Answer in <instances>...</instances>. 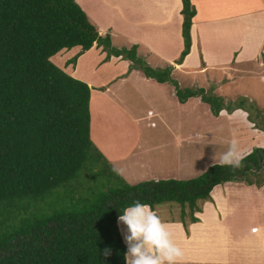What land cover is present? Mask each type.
<instances>
[{
	"label": "trees",
	"instance_id": "obj_1",
	"mask_svg": "<svg viewBox=\"0 0 264 264\" xmlns=\"http://www.w3.org/2000/svg\"><path fill=\"white\" fill-rule=\"evenodd\" d=\"M181 2L184 48L176 64L190 51L196 14L191 0ZM94 44L106 59L125 58L146 78L172 84L179 103L199 98L216 117L224 110L221 98L182 90L170 69L137 59L136 46L113 48L75 0H0V264H125L118 216L133 201L153 211L176 203L181 222L188 209L196 223L198 203L211 200L215 187L264 164V148H255L239 169L214 164L187 180L127 184L90 139L91 88L50 60L78 47L75 63ZM106 248L111 255H103Z\"/></svg>",
	"mask_w": 264,
	"mask_h": 264
},
{
	"label": "crops",
	"instance_id": "obj_2",
	"mask_svg": "<svg viewBox=\"0 0 264 264\" xmlns=\"http://www.w3.org/2000/svg\"><path fill=\"white\" fill-rule=\"evenodd\" d=\"M75 1L85 12L89 21L96 27L100 36L104 37L110 35L111 46L113 48L120 50L122 48L128 49L132 46H136L137 54L141 56L142 59L145 60L146 65L152 69H169L170 66H173L174 68L172 70L170 69V77L176 73L178 74L180 71L184 72H180L181 74L189 77L195 74L203 75L210 70L218 71L222 76L226 77L225 79L227 81H231L233 77L230 76V73L236 71L237 65H242L241 63H246L248 60L247 56L241 54L243 50L242 45H244V43H249V41L254 38V36H251L250 39L241 41L240 28H243L245 22H248V25L252 27L256 22L261 23L262 21L261 15L250 18V16H248V12H251L250 9L249 11H241V5L238 0H191V4L196 11L192 19L190 30L191 47L183 61L179 64H175L174 62L179 58L184 48L182 38L183 16L181 14V0ZM263 40L264 33L258 49L250 55L249 59L252 60L259 56L258 53L260 46L263 44ZM80 51L81 49L78 47L72 48L70 51L66 50L65 52L62 50L56 54L57 56H53L51 60L54 59L55 65L63 70L67 64L71 65L69 60L78 55ZM105 57L106 53H104L102 47H97L94 44L91 49L82 52L77 57L74 66L71 65V74L69 75L85 82L91 88L89 100V135L94 147L112 167L115 165L118 168H122L124 163L120 161V158L113 156L114 152H112L113 150L110 149L107 144L106 139L109 135V129L116 133L125 131L128 134V139L130 136L138 135L140 136V140H145L146 136L142 132V127L150 126L153 128L155 124H153V121L150 119L159 115L152 110H148L147 113L150 118L146 120L144 126H141L137 119V114L129 116L128 111L124 113L121 110V102H123L122 96H125L123 89L124 84L122 83H127L132 79V76L139 75L145 88L152 85L159 90V88L163 87V89H165L169 86L165 83H158L153 79L146 78L143 73L137 69H130L129 72H126L128 69L127 64L124 65L122 70H118V68L123 66V59L121 57L111 56L109 60H119L118 68H116V70H118L117 76L124 73L121 77L114 79L117 76L114 78V74L110 76L113 70L110 66H107L110 62L106 63L107 59ZM262 66L264 68V64H262ZM83 68H86V70H81ZM63 71H65V68ZM66 73L68 72L66 71ZM81 74L91 77L109 76L113 78V80L106 84L104 81L94 82L92 78L89 77L88 81H85L81 79ZM190 80H192V78ZM190 80L188 83H190ZM192 81L191 83L193 84ZM216 84H219L218 81H216ZM135 87L138 92L143 90L140 86L137 87L135 85ZM119 92L121 93L120 95H118ZM143 98L148 102L146 97L143 96ZM192 99L196 100L198 105H201L199 102L201 100L199 98H190L184 104L178 103L184 107L187 106ZM112 108L117 111L116 115L122 116L123 119L119 120L117 118H112L111 114L107 112ZM222 116L223 114L219 113L218 117L221 118ZM228 118L232 119L231 116H228ZM139 129L141 132L138 131ZM163 129L165 132H169V126H167V124ZM157 135L159 136L160 134L157 133ZM150 140H153L152 136ZM132 146L133 148H130L129 151V157L125 158L128 161H133L132 158L135 157H144V155L149 156L151 153L150 151L153 149L147 148L146 146L142 147V145L139 144L137 147L136 144ZM156 146H159L158 149L162 150L163 145ZM247 151L248 148L244 149V151L241 150V152ZM248 154H245V156ZM146 161H148L147 163L153 162L155 164V161L152 159ZM157 162L158 160H156V163ZM145 165L147 166L148 164L145 163ZM121 178L129 185H135L146 180L143 178L137 181H131L126 174ZM151 179L158 181L163 180V177H160V179L151 177ZM239 187H243V185L234 182L215 187L210 195L212 202L203 203L201 212L195 213L194 215L198 219V222H190L187 232H185L187 225L185 227V224L181 221H164L168 226V230L172 233L174 242L182 249V252L188 250L189 252H193L194 257L199 258L198 249H196V247L203 245L201 247L202 253L204 250L210 251V247L216 245L218 239L223 240L224 231L229 227L234 226V228H232L237 234L242 236L245 235L246 232H249L247 229L249 219L247 218L252 219L255 218V216L253 214L249 215L247 210H239L236 202L231 200L230 196L232 195L235 199V196L238 197V195H241L242 198L248 199V197L243 195L252 190L246 188L244 191H236ZM215 189H218L216 196H214ZM229 208L231 212H236L232 226L229 223L230 220L227 218ZM118 227L123 242L125 243L124 237L127 234V226L118 222ZM255 229L254 227L251 228V232ZM263 236L264 233L262 234V237ZM189 239H192V241L186 242ZM254 244L264 249V240L258 239V242L251 245ZM211 253L212 252H209V258L211 257Z\"/></svg>",
	"mask_w": 264,
	"mask_h": 264
},
{
	"label": "rangeland",
	"instance_id": "obj_3",
	"mask_svg": "<svg viewBox=\"0 0 264 264\" xmlns=\"http://www.w3.org/2000/svg\"><path fill=\"white\" fill-rule=\"evenodd\" d=\"M238 2L241 5V11H249L250 9L251 12H248V16L253 18V16L258 17L261 15L262 21L261 23L256 22L252 27L248 25V22H245L243 28H240L241 41L250 39L251 36H254V38L250 40L253 43L249 41V43L242 45L241 54L247 56L248 60L246 63H241L242 65H237L236 71L230 73V76L233 77L232 80L227 81L226 77L222 76L218 71L210 70L203 75L195 74L189 76L190 78L180 73H184L183 71L171 76L177 85L179 83L178 87L182 90L202 88L206 94L221 98L224 103V110L220 112V114H223L221 118L218 117L219 115L217 117L214 116L210 111L209 105L201 101H199L201 105H198L197 101L192 99L187 106H181L175 96V87L168 82L165 84L169 87L165 89L162 87L159 90L152 85L145 88L139 75H134L129 82L122 83L124 84L125 96H122L124 103L121 102V110L124 113L128 111L129 116L137 114V119L141 126H144L146 120L150 118L147 113L148 110L159 114L150 119L155 124L153 128L150 126L142 127V132L146 136L145 140H140L138 135L130 136L128 139V134L125 131L116 133L109 129V135L106 139L107 144L113 150V156L120 158V161L124 163L122 168L125 169V174L129 180L137 181L145 178L146 180L142 182H146L157 181L152 180L151 177L159 179L163 177V180L167 178L190 179L197 177L214 164H219L220 156L228 150L229 144L233 139L238 142L240 150L244 151V149L248 148L247 152H242L243 154H248L255 148H264V68L262 66L264 64V40L259 49V56L252 60L249 59L262 41L264 33V4L263 0H238ZM108 36L110 37V35ZM130 49L128 48L127 50ZM63 51L65 52L66 50ZM136 57L146 64L145 60L137 52ZM105 58H107V53ZM109 59L110 57H108L106 63L110 62L107 66L112 68L113 73L110 76L114 74L113 78L118 75V70H122L126 64L128 65L126 72H129L130 69H135L133 68V63L125 58H122L123 66L121 65V68H118L119 60ZM177 60L174 62L175 64ZM51 61L55 64L54 59ZM71 65L74 66V63ZM71 65L67 64L64 67L65 72H68L67 74H71ZM173 68V66L169 67L171 70ZM81 70L85 71L86 68ZM123 74L114 79L121 77ZM81 75V79L85 81H88V78L91 77L84 74ZM91 78L94 82L104 81L106 84L113 80L109 76ZM191 78L194 80H190ZM189 80L190 83H188ZM216 81L219 84H216ZM135 85L137 87L140 86L143 90L138 92ZM120 94L119 92L118 95ZM143 96L147 98L148 102L145 101ZM229 107L231 110H226ZM107 112L111 114L112 118L123 119L122 116L116 115L117 111L113 108ZM228 116H231L232 119L228 118ZM166 124L169 126V132H165L163 129ZM157 133L160 135L158 136ZM151 136L153 137L152 141L150 140ZM134 144H136V147L139 144L142 147L146 146L153 149L150 151L149 156L135 157L132 158L133 161H128L125 158L129 157L130 148H133L132 145ZM156 145H163L162 150H159V146ZM149 159L154 160L155 164L153 162L147 163L148 161L146 160ZM156 160H158L157 163ZM145 163L148 165L146 166ZM240 178L242 180L234 183L243 185V187L237 188L236 191H244L246 188H250L252 191L243 195L248 197V199L242 198L241 195H238V197L234 195L235 199L231 195L230 198L236 202L239 210H247L249 215L253 214L255 216L252 219L247 218L249 219L247 227L249 232H246L243 236L236 233L233 229L234 226H232L236 212H231L229 208L227 218L233 228L229 227L224 231L223 240L218 239L217 244L210 247V251L204 250L203 253L201 251L203 245L196 247L199 258L194 257L193 252L188 250L183 252V256L178 260L177 264H264V249L256 244L251 245L258 242V239L264 240V236L262 237L264 233V164H262V168L259 171L247 173L243 178L242 176ZM87 183L90 182L87 181ZM230 183L227 182L225 184ZM218 189H215L214 196H216ZM205 202H212V200ZM205 202H199V207L201 208ZM186 212L184 226L186 227L187 225V227L185 232L188 231L187 228L190 223L188 209H186ZM156 214L162 222H179L182 220L181 207L176 203L157 205ZM119 223L121 224V222ZM253 227L256 229L252 233L251 228ZM190 240L192 241V239H189L186 242ZM209 252H212L210 258Z\"/></svg>",
	"mask_w": 264,
	"mask_h": 264
},
{
	"label": "clouds",
	"instance_id": "obj_4",
	"mask_svg": "<svg viewBox=\"0 0 264 264\" xmlns=\"http://www.w3.org/2000/svg\"><path fill=\"white\" fill-rule=\"evenodd\" d=\"M245 154L241 152L238 142L233 139L219 159L220 166L239 169ZM216 163V161H215ZM112 171L124 177L125 169L115 165ZM118 222L127 226L124 253L125 264H177L183 256L182 249L174 242L168 226L147 203L133 201L121 211ZM103 255H111V249L106 248Z\"/></svg>",
	"mask_w": 264,
	"mask_h": 264
},
{
	"label": "bare ground",
	"instance_id": "obj_5",
	"mask_svg": "<svg viewBox=\"0 0 264 264\" xmlns=\"http://www.w3.org/2000/svg\"><path fill=\"white\" fill-rule=\"evenodd\" d=\"M249 4V3H248Z\"/></svg>",
	"mask_w": 264,
	"mask_h": 264
}]
</instances>
